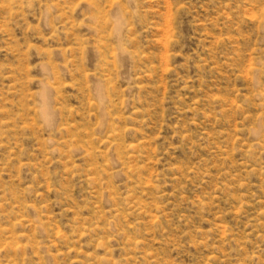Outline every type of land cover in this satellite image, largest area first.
<instances>
[{
	"label": "rangeland",
	"instance_id": "obj_1",
	"mask_svg": "<svg viewBox=\"0 0 264 264\" xmlns=\"http://www.w3.org/2000/svg\"><path fill=\"white\" fill-rule=\"evenodd\" d=\"M0 264H264V0H0Z\"/></svg>",
	"mask_w": 264,
	"mask_h": 264
}]
</instances>
